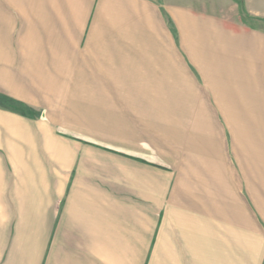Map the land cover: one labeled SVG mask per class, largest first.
Instances as JSON below:
<instances>
[{"label":"crops","instance_id":"1","mask_svg":"<svg viewBox=\"0 0 264 264\" xmlns=\"http://www.w3.org/2000/svg\"><path fill=\"white\" fill-rule=\"evenodd\" d=\"M261 1L0 0V86L26 105L82 101L88 88L171 86L190 60L209 90L198 101L213 107L197 111L210 122L182 135L178 170L130 145L47 127L29 142L3 123L0 264H236L253 251L264 264L252 215L264 220V188L250 183L252 173L264 183V72L250 78L264 33L247 23L264 22ZM107 153L115 174L99 158Z\"/></svg>","mask_w":264,"mask_h":264},{"label":"rangeland","instance_id":"2","mask_svg":"<svg viewBox=\"0 0 264 264\" xmlns=\"http://www.w3.org/2000/svg\"><path fill=\"white\" fill-rule=\"evenodd\" d=\"M258 3H262V9H264V1L262 0ZM247 23L253 27L258 26L264 33V22L257 23L251 21ZM171 26L175 34L173 23H171ZM176 38L178 48L177 35ZM16 57L18 58L19 56ZM199 57L200 60L207 58L202 54H199ZM231 58L234 59L233 57ZM251 58L253 59V63L255 62V70H253L254 66H251L252 72L250 78L260 77L261 72H264V68H262L264 56L251 55ZM203 62L205 63L204 66H211L212 64L210 60L207 63L205 61ZM16 63L20 66L19 61ZM231 63H236L235 59ZM191 65L193 66L190 60H188V76L185 79L183 76L180 79L177 76L175 79H172L171 86L167 87L122 88L108 86L101 89L88 88L89 93H87V96L76 97V100L83 98L82 101L78 102L69 100L63 101L62 103L56 101L46 102L42 101V97L35 96L38 98L37 101L28 103L30 105L29 107L36 111L38 110L37 112L44 116L43 119H26L23 117V114L0 107V126H3V123L6 122V125L11 128L20 127L27 137L26 132L29 133L31 138L29 142H33L34 138L35 142H37L38 138L42 136V127H47L50 131L56 129L59 134L76 137L96 143L97 145H106L111 148H116L120 144L130 145L129 147H134L135 152H140L143 155L154 153L155 160L158 163L169 165L175 168V170H178L182 135L186 136V134L194 133L199 123L202 125L203 122H210L211 119L201 120L197 118V111L204 110L212 112L213 109L211 103L198 101V98L208 95L209 90L202 86L201 80L199 81L197 79L194 67ZM17 73L21 75L20 77L22 79L18 83L21 82L23 84V69L17 71ZM9 88L14 87L10 86ZM5 92L4 88L0 86L1 94L23 103L22 100L15 98V94ZM5 115L8 118L10 117L11 120L2 117ZM14 119L19 120L20 124L16 123ZM218 120L217 118L216 121ZM219 121L221 122L222 120L220 119ZM101 124H108L109 127L102 126ZM31 132H33V135ZM24 141L27 140L24 139ZM64 141L67 142L66 139ZM261 154H264L263 150H261ZM92 155L93 158L97 156L95 153ZM99 158L108 160L107 166L109 172L111 174L116 173L114 155L107 153V155H102ZM259 163L260 167H258V170L264 172V158H261ZM90 169L92 171L99 170L98 167H90ZM254 169L256 167L252 166L251 170ZM159 174H163V172H157L156 174L157 190L162 187V182L164 181L159 177ZM174 174L176 173L173 172L171 175L173 179L175 178ZM260 176L264 179L262 173ZM257 179H259V175L256 176L252 173L250 175L251 185L253 187L256 186L259 190L260 188L263 190L264 183L262 184ZM259 184H261L260 188L258 187ZM252 211L253 219H258L261 225L260 227L264 229V220L257 211ZM251 255L252 257L249 263L259 264L260 255L257 257L258 253L256 251H253ZM235 262L236 264H245V262L249 264L247 257L245 259L236 258Z\"/></svg>","mask_w":264,"mask_h":264},{"label":"trees","instance_id":"3","mask_svg":"<svg viewBox=\"0 0 264 264\" xmlns=\"http://www.w3.org/2000/svg\"><path fill=\"white\" fill-rule=\"evenodd\" d=\"M169 24H170V21H169ZM0 107L3 109L13 111L15 113L23 114V116L32 118V119H34L35 117L39 115V112L27 106L25 103L18 102L15 99L7 97L6 95H3L1 93H0ZM72 139L80 140L76 137H72Z\"/></svg>","mask_w":264,"mask_h":264}]
</instances>
